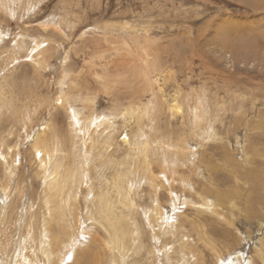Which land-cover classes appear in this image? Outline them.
<instances>
[{"label": "rangeland", "instance_id": "rangeland-1", "mask_svg": "<svg viewBox=\"0 0 264 264\" xmlns=\"http://www.w3.org/2000/svg\"><path fill=\"white\" fill-rule=\"evenodd\" d=\"M0 30V264H264V0H0Z\"/></svg>", "mask_w": 264, "mask_h": 264}, {"label": "bare ground", "instance_id": "bare-ground-1", "mask_svg": "<svg viewBox=\"0 0 264 264\" xmlns=\"http://www.w3.org/2000/svg\"><path fill=\"white\" fill-rule=\"evenodd\" d=\"M163 9V8H162ZM161 10V9H160ZM163 11V10H162ZM13 15V14H12ZM219 26V25H218ZM225 34V33H224ZM223 34V35H224ZM226 35V34H225ZM125 44V43H124ZM129 45V44H128ZM33 50L32 51H35V53L36 52H39V54L36 56V57H38V56H40V53H41V51H43L42 49H41V43H40V41H37V42H34V46H33V48H32ZM67 52V51H66ZM35 53H34V55H35ZM69 55L68 56H65L66 57V63H68L69 62V59H70V53H68ZM142 55V54H141ZM141 55H140V57H141ZM35 57V58H36ZM139 57V56H138ZM147 58V57H146ZM17 58H15V60H16ZM140 59V58H139ZM146 59H144V61H145ZM165 62V61H164ZM42 64V63H41ZM66 68H67V64H66ZM153 75V74H152ZM154 76V75H153ZM152 76V77H153ZM202 100H204V99H202ZM206 100V99H205ZM157 99H156V104H157ZM175 104V103H174ZM176 105V104H175ZM149 106V105H148ZM175 107V106H174ZM135 109V108H134ZM138 109V108H137ZM151 109H152V106H151ZM176 109H177V111H180V109L178 108V107H176ZM115 111V110H114ZM135 111V110H134ZM93 116V115H92ZM207 128H208V126H207ZM209 129H206L205 130V132H204V138L205 139H207L208 137H209V134H210V132L208 131ZM211 130H213L212 128H211ZM45 131V128L44 127H42V128H40V130L39 131H37L33 136H32V141L31 142H33V143H35V144H37L36 145V150H37V152L38 153H40V154H43L42 153V150H43V147H42V145L40 144L41 143V139H40V135L43 133ZM203 133V132H202ZM204 139V140H205ZM46 154V153H45ZM59 181V180H58ZM47 185L48 186H51V187H55V188H57V189H61V185H60V183L59 182H57L56 181V178H55V176H53L48 182H47ZM116 237V236H115ZM117 238V237H116Z\"/></svg>", "mask_w": 264, "mask_h": 264}, {"label": "crops", "instance_id": "crops-1", "mask_svg": "<svg viewBox=\"0 0 264 264\" xmlns=\"http://www.w3.org/2000/svg\"><path fill=\"white\" fill-rule=\"evenodd\" d=\"M69 10V12H71L72 10H70V9H68ZM12 11V10H11ZM13 12V11H12ZM66 14V13H65ZM0 33H1V30H0ZM6 35V34H5ZM5 35L3 36V37H5ZM1 35H0V42L2 41V38H3ZM15 37V36H14ZM40 43H41V49L43 50V46H42V44H43V42L42 41H40Z\"/></svg>", "mask_w": 264, "mask_h": 264}, {"label": "snow or ice", "instance_id": "snow-or-ice-1", "mask_svg": "<svg viewBox=\"0 0 264 264\" xmlns=\"http://www.w3.org/2000/svg\"><path fill=\"white\" fill-rule=\"evenodd\" d=\"M38 155H39V154H38ZM68 259H69V260H71V259H72L71 255H69V256H68Z\"/></svg>", "mask_w": 264, "mask_h": 264}]
</instances>
